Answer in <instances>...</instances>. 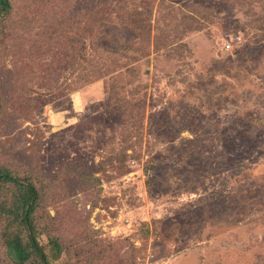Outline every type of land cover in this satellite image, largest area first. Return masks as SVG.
<instances>
[{
    "label": "rangeland",
    "instance_id": "374dc122",
    "mask_svg": "<svg viewBox=\"0 0 264 264\" xmlns=\"http://www.w3.org/2000/svg\"><path fill=\"white\" fill-rule=\"evenodd\" d=\"M87 1L11 0L0 33V159L55 187L51 264H264V0ZM86 31L134 47L81 82L56 66Z\"/></svg>",
    "mask_w": 264,
    "mask_h": 264
},
{
    "label": "trees",
    "instance_id": "16d2710c",
    "mask_svg": "<svg viewBox=\"0 0 264 264\" xmlns=\"http://www.w3.org/2000/svg\"><path fill=\"white\" fill-rule=\"evenodd\" d=\"M120 2V0H88L86 8H88L89 12L97 8V13L102 12L105 15L114 11L119 12L117 9L121 6L119 5ZM10 7L11 0H0L1 34L5 32L6 24L4 21L7 20ZM108 17L111 16L109 15L105 19L111 21V18ZM121 19V21L124 20L123 17ZM86 33L87 37L90 38V53L85 52L87 40L84 39L85 43L82 41L80 47L77 45V38L74 37L72 43H70V51L66 55V62H57V72H60L59 68L61 67L63 70L68 69L70 75H72L77 72L78 65H82L79 67L82 69V72L77 75V79L81 82H89L97 77L96 72L94 73L95 67H98L102 73L105 71V69L102 70L99 67L101 55L95 53V45L97 47L101 46L103 51L109 50L114 53H124L126 52L125 50H130V48L134 47L127 42L121 44L115 43L116 39L121 38L120 36L118 37L116 32H102L97 37H95L93 32L86 31ZM96 38L112 48L108 49L107 46L100 44V42L94 43V39ZM5 84H9V82L5 80L3 85ZM3 85L0 83V121L5 118L6 113L11 111L7 103L13 100V92L6 93L3 90ZM39 85L41 86L38 87L44 88L48 85V82L41 80ZM113 99L116 103L124 105L118 100V97H115V93L109 94V101ZM24 101L22 98V101L16 107L18 115L26 114L28 113L27 109L29 108L30 111L32 108L28 104H24ZM118 113V121L128 119L132 115L131 111H127V108L121 109ZM2 135H0L1 139ZM33 175L32 168L20 173V171L13 168V164L0 159V244L12 264H51L50 249L52 247L55 248L57 257H62L63 253L69 254L70 246H67L60 236L55 233L53 235L50 234L47 225L42 223V211L46 207L47 194L53 191L55 187L48 182L45 184L43 180H39L40 184H38L37 178ZM43 234H47L48 236V241L45 243L41 240ZM59 264H81V262L78 259L73 261L70 258Z\"/></svg>",
    "mask_w": 264,
    "mask_h": 264
}]
</instances>
